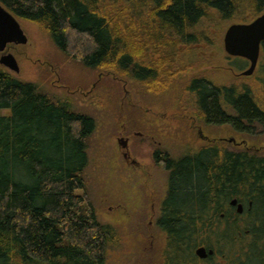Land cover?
I'll list each match as a JSON object with an SVG mask.
<instances>
[{
    "label": "trees",
    "instance_id": "1",
    "mask_svg": "<svg viewBox=\"0 0 264 264\" xmlns=\"http://www.w3.org/2000/svg\"><path fill=\"white\" fill-rule=\"evenodd\" d=\"M0 4L16 18L40 24L61 53L83 66L144 83L168 67L172 70L181 51L193 50L201 42L202 23L208 29L211 21L247 23L264 11V0H0ZM261 55L256 92L247 85H216L205 77L190 80L186 90L194 96L201 120L247 133L264 126V42ZM241 60L238 70L246 65ZM95 127L90 115L52 100L35 83L0 65V264L105 263L116 233L98 221L83 175L86 143ZM155 158L168 170L156 224L180 256L169 258L167 264L198 261L197 244L216 248L221 238L230 244L245 236L251 244L264 242V156L209 146L177 159L156 151ZM234 198L243 203L242 213L230 204ZM227 207L233 210V221L247 214L251 223L221 226ZM206 230L216 244L199 239Z\"/></svg>",
    "mask_w": 264,
    "mask_h": 264
},
{
    "label": "rangeland",
    "instance_id": "2",
    "mask_svg": "<svg viewBox=\"0 0 264 264\" xmlns=\"http://www.w3.org/2000/svg\"><path fill=\"white\" fill-rule=\"evenodd\" d=\"M16 19L26 42L8 44L6 52L13 54L19 66L18 73L9 72L95 120L86 143L83 175L98 221L116 233L104 264H167L176 252L165 242L156 220L166 196L168 170L153 156L159 151L177 159L211 145L220 151L264 156V126L253 133L236 132L227 124L209 126L197 117L194 96L186 90L190 80L198 77L216 85H247L255 90L260 85L262 55L251 75H241L236 67L244 63L243 58L229 56L223 46L224 32L235 21H211L209 29L202 23L198 27L204 32L201 42L190 52L181 51L172 70L166 66L160 77L144 83L85 67L61 53L40 24ZM256 99L262 105L263 99ZM120 137H128L126 148L119 145ZM225 211L232 214L228 207ZM234 221L244 227L252 218L246 214ZM199 239L216 244L208 230ZM250 240L248 236L234 238L230 244L221 238L216 258L189 264H264V242L251 244Z\"/></svg>",
    "mask_w": 264,
    "mask_h": 264
},
{
    "label": "water",
    "instance_id": "3",
    "mask_svg": "<svg viewBox=\"0 0 264 264\" xmlns=\"http://www.w3.org/2000/svg\"><path fill=\"white\" fill-rule=\"evenodd\" d=\"M26 37L20 27L16 17L0 4V65L7 70L18 73V63L10 52H5V48L10 43H25ZM264 42V11L247 23L230 24L223 35V46L227 54L245 58L249 61V66L242 71L243 75H251L256 67L261 43ZM118 143L122 148H126L127 139L120 137ZM232 205L236 206V211L241 213L243 206L234 199ZM195 253L199 258H204L207 252L203 246L198 247Z\"/></svg>",
    "mask_w": 264,
    "mask_h": 264
},
{
    "label": "flooded vegetation",
    "instance_id": "4",
    "mask_svg": "<svg viewBox=\"0 0 264 264\" xmlns=\"http://www.w3.org/2000/svg\"><path fill=\"white\" fill-rule=\"evenodd\" d=\"M261 46H262V43H261ZM7 49H9L8 48V45H7V47L5 48V52H6V50ZM260 55H261V47H260ZM260 55H259V58H258V61H257V64H256V67H257V65H258V63H259V59H260ZM230 56V55H229ZM232 57H234V56H232ZM240 58V57H239ZM246 60V59H245ZM247 62H248V64H247ZM261 62V61H260ZM249 66V61L248 60H246V65H245V67L246 66ZM259 65H260V63H259ZM245 67L243 68V69H239V71H241V73H242V71H244L245 70ZM256 67H255V69H256ZM237 68V67H236ZM238 69V68H237ZM255 69H254V71H255ZM240 73V74H241ZM241 75H243V74H241ZM198 78H201V77H198ZM208 79V78H207ZM209 80V79H208ZM210 81V80H209ZM212 82V81H211ZM213 83V82H212ZM214 84V83H213ZM196 101H194V103H195ZM195 107H197L196 106V104H195ZM198 111H197V117H198ZM199 118V117H198ZM200 119V118H199ZM201 120V119H200ZM203 121V120H202ZM203 123H205L204 121H203ZM206 124V123H205ZM207 125H211V124H207ZM221 125H224V124H221ZM227 125H229V124H227ZM217 126V125H216ZM229 126H231V125H229ZM232 127V126H231ZM232 129H233V127H232ZM234 130V129H233ZM236 132H239V131H237V130H235ZM125 139H127V141H128V137H124ZM212 146V145H211ZM213 146H215V145H213ZM224 151H228V150H225V149H223ZM231 152H234V151H231ZM123 156L124 157H126V159L128 158V154L127 153H123ZM155 156H156V152H155V155L153 156V159H154V161H156V162H158L157 160H156V158H155ZM132 163H134V161H132ZM165 166V165H164ZM237 203H240V204H242V206H243V203H241V202H238L237 201ZM249 203V206L251 205V202H248ZM234 206V205H233ZM231 209V211H233L232 210V208H230ZM243 209H244V206H243ZM239 213V212H238ZM242 213V212H241ZM228 215V217L226 218V220H225V218H224V220L221 222V226H223V227H227L228 225H231V221L233 220V212H232V214H230V213H221V215H222V217L224 216V215ZM199 246H204L207 250H209V249H212L213 250V253L212 254H208L206 257H204V258H199V257H197L195 254H194V256L196 257V259H198L200 262H208V261H212L214 258H216V250H215V248H211V247H207L206 245H202V244H197V246H196V248H198ZM195 248V249H196ZM222 261V260H221ZM224 261V260H223ZM222 261V262H223ZM211 263V262H210ZM212 264H216V262L215 263H212Z\"/></svg>",
    "mask_w": 264,
    "mask_h": 264
},
{
    "label": "bare ground",
    "instance_id": "5",
    "mask_svg": "<svg viewBox=\"0 0 264 264\" xmlns=\"http://www.w3.org/2000/svg\"><path fill=\"white\" fill-rule=\"evenodd\" d=\"M234 199H235V198H234ZM234 199H232V200H234ZM232 200H231V201H232ZM235 200H236V199H235ZM231 201H230V204H231ZM236 201H237V200H236ZM231 205H232V204H231ZM199 247H200V246H199ZM203 247H204V246H203ZM196 249H197V248H196ZM196 249H195V250H196ZM206 250H207V249H206ZM209 250H211L212 253H213V250H212V249H209ZM209 250H207V252H208ZM212 253H209V254H212ZM196 255H197V254H196ZM207 255H208V254H207Z\"/></svg>",
    "mask_w": 264,
    "mask_h": 264
}]
</instances>
